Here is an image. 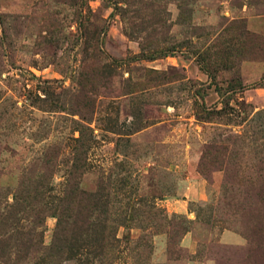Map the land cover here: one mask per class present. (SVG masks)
<instances>
[{
	"label": "rangeland",
	"instance_id": "1",
	"mask_svg": "<svg viewBox=\"0 0 264 264\" xmlns=\"http://www.w3.org/2000/svg\"><path fill=\"white\" fill-rule=\"evenodd\" d=\"M0 264H264V0H0Z\"/></svg>",
	"mask_w": 264,
	"mask_h": 264
}]
</instances>
